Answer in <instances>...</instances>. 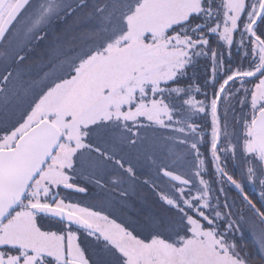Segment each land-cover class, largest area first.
I'll list each match as a JSON object with an SVG mask.
<instances>
[{
	"label": "snow or ice",
	"instance_id": "snow-or-ice-1",
	"mask_svg": "<svg viewBox=\"0 0 264 264\" xmlns=\"http://www.w3.org/2000/svg\"><path fill=\"white\" fill-rule=\"evenodd\" d=\"M80 6L87 4L80 0ZM71 10L66 0H0V41L14 35L22 50L25 42L43 39V29ZM90 19L93 43L53 64L39 92L26 86L19 72L0 76V107L28 100L19 119L0 125V264H249L251 257L236 241L244 217L232 219L233 213L224 211L230 205L214 204L202 176V136L190 143L199 187L194 179L161 167L172 189L159 191V199L177 220L165 217L166 227L157 223L147 235L102 210L72 202L61 190L85 193L77 178L86 173L102 187L97 174L110 162L134 177L133 167L125 168L116 153L142 141L141 130H166L165 144L188 145L199 126L185 112L210 113L211 155L219 176L243 192L242 183L220 165L221 151L235 155L238 148L247 180L264 186V0H96ZM236 34L238 46L248 49L245 57L251 56L250 67L232 71L209 104L196 100L193 92L200 88L183 87L181 80L200 57H211L215 74L223 59L210 48L209 35L231 48ZM16 59L25 57L17 51ZM253 77L258 82L245 88L246 98L239 101L250 113L237 121L239 133H229L218 115L222 94L229 82ZM222 135H235L237 143L229 139L220 147ZM244 200L255 217L252 235L264 264V202L257 207L246 195ZM41 216L66 227L43 230ZM80 230L94 238L90 253L79 242Z\"/></svg>",
	"mask_w": 264,
	"mask_h": 264
},
{
	"label": "flooded vegetation",
	"instance_id": "flooded-vegetation-1",
	"mask_svg": "<svg viewBox=\"0 0 264 264\" xmlns=\"http://www.w3.org/2000/svg\"><path fill=\"white\" fill-rule=\"evenodd\" d=\"M84 2L87 7H75L67 15H61L60 18L62 19L54 20L53 23L43 29L41 32L43 39L25 42L22 50L18 47V41L14 35H6L5 39L0 41V76H3L8 71L13 72V75H15L20 69L23 82L30 80L35 82L38 80L39 75L41 76L39 81L44 82L45 73L53 65V62H60V57L56 61L55 58L60 56L61 53L64 54L63 50L65 48L83 46L80 43L84 38L92 36L95 22L90 19V14L93 12V5L96 0H84ZM67 19L71 23L70 27H68V32L63 28V22H66ZM72 21H77L74 27H72ZM209 41L210 48L222 54L223 64L219 65L218 63L216 72L213 74L211 57L197 58L195 66L188 70V77L181 80V86L183 87H187L189 84H192L193 88L198 86L200 92H193V96L198 101H204L206 105L213 99L215 92L219 89L224 79L237 69L247 70L250 67L251 60L250 55L245 57V52L248 49L238 46L240 41L239 34L235 35V42L231 48L219 41L216 35H209ZM245 44H247L246 37ZM17 51L25 57L22 62H17ZM38 51L49 57V60L45 61L46 63L42 68L38 66V63L33 64V59ZM31 57V73H28V76H24L27 73L25 72L26 68H29V59ZM257 82V77L244 78L243 83L237 78L235 82H229V85L226 86V91L222 94L223 98L218 104V115L221 127L223 128L224 124L227 123V131L229 133H239L240 124L237 121L242 114L250 113L248 105L245 104L242 107L239 101L246 98L244 89L251 90ZM247 100L250 102V96L247 97ZM9 106L12 105L9 104ZM24 108H26L25 104L13 112L8 107H0V125L14 123L20 118V113ZM226 112L227 116H225ZM184 115L190 117V123H195L199 126L196 136H189L188 145L171 146L172 142L165 144L161 137L170 134L166 130H141V135L144 137L142 141L138 142L134 148L123 146L116 153L117 158H124L125 168L129 164L133 167L134 177L129 176L124 169H120L110 162L106 172L97 174V178L101 179L102 187L96 185L93 180L87 179L86 173L85 176L77 178V183L87 188L85 193L61 190V196L68 195L72 202L80 203L81 206L90 207L93 210H102L105 214L110 215L111 218L117 219V222H124L131 227H135L141 235H147L153 231L157 223H160L162 228L166 227L163 224L165 217L170 218L173 222L177 220V217L174 210L169 209L159 199V191L169 192L172 189V182L162 175L160 168L167 167L178 174L184 175L186 178L194 179L195 186L199 187L198 180L193 176L198 161L196 160L195 152L190 148V143L194 139H200V136H202L203 139L198 144L200 158L205 161L202 176L209 182L212 201L215 204L218 200L221 207L225 203L230 205V208H226L224 211H231L233 213L232 219H238L240 216L244 217V221H240L241 231L236 233V241L242 253L253 251L261 254L256 238L252 235V225L255 217L249 211L244 196L246 195L257 207H260L261 203L264 202V196L261 195L264 192V186L260 185L258 180L255 183L247 180L245 160L238 148L235 155L231 152L226 154L221 151L219 153L221 157L220 165L228 175H232L234 179L242 183L243 192L230 182H227L226 177L219 176L216 173L215 164L212 162L210 145L212 124L210 113L192 114L185 112ZM229 139L233 144L237 143L235 135L227 139L222 135L219 146H226ZM154 140L159 141V150L157 152H153L152 145H150L151 141ZM170 146L172 154H169ZM114 179H119L121 182L114 184L112 182ZM121 193H126V195H121ZM193 194H195V188H193ZM38 222L43 230L58 231L66 227V223H57L55 219L42 216L38 217ZM72 230H76V227L72 226ZM78 236L81 246L88 249L90 253L94 247L92 243L94 238L88 237L83 230L78 232ZM247 245H251L253 248H247Z\"/></svg>",
	"mask_w": 264,
	"mask_h": 264
},
{
	"label": "rangeland",
	"instance_id": "rangeland-1",
	"mask_svg": "<svg viewBox=\"0 0 264 264\" xmlns=\"http://www.w3.org/2000/svg\"><path fill=\"white\" fill-rule=\"evenodd\" d=\"M66 2L71 5V9H72L71 11H73V9L75 7H77V5L80 3V0H66ZM61 15H64V14L62 13ZM60 19H62V18H58L56 20H60ZM77 21H74L73 22L72 27H74L77 24ZM91 37L92 36H87V37L84 38V40L80 43V44H83V46H77V47L71 46L69 49L68 48H65L63 50L64 51V54L61 53L60 56H57L55 58V61L58 59V57H60L59 58L60 61L68 60V59H71V58L75 57L82 50L86 49L89 45H91L93 43ZM69 43L71 44V42H69ZM69 43H68V45H70ZM85 45H88V46H85ZM13 47H14V45H13ZM46 60H49V57L47 55L41 54L40 51H38L37 54L35 55V58L33 59V64L35 65V64L38 63V66L40 68H42L45 65V63H46L45 62ZM53 64H55V62H53ZM31 66H32V57L29 59V68H26L25 72H27V73H25L24 76H28L29 75L28 73H31L30 72L31 71ZM51 67L49 68V70L47 72L50 71ZM18 72L22 75V71L20 69H19ZM40 78H41V76L39 75V78H38L37 81H35V82H31V80L30 81H27V82L25 81L24 84L26 86L27 85H33V92L34 93L39 92L40 85L43 83V82L39 81ZM29 99H30V97H29ZM27 103H28V100H24L22 103L13 100V102L11 103L12 106H8V109L9 110H13V112H15L18 108H20L24 104L27 107ZM150 145H152L153 152H157L159 150V141H157V140L151 141Z\"/></svg>",
	"mask_w": 264,
	"mask_h": 264
},
{
	"label": "trees",
	"instance_id": "trees-1",
	"mask_svg": "<svg viewBox=\"0 0 264 264\" xmlns=\"http://www.w3.org/2000/svg\"><path fill=\"white\" fill-rule=\"evenodd\" d=\"M69 19L66 20V22H63V28H65L68 32V27L71 25L70 21H68ZM73 22V21H72ZM155 166H157L155 164ZM247 248H253V246L251 245H247ZM247 254L251 257L249 264H262L261 260H260V255L261 254H257L253 251H248Z\"/></svg>",
	"mask_w": 264,
	"mask_h": 264
},
{
	"label": "water",
	"instance_id": "water-1",
	"mask_svg": "<svg viewBox=\"0 0 264 264\" xmlns=\"http://www.w3.org/2000/svg\"><path fill=\"white\" fill-rule=\"evenodd\" d=\"M167 178V177H166ZM169 180V178H167ZM74 227H76L75 225H73Z\"/></svg>",
	"mask_w": 264,
	"mask_h": 264
}]
</instances>
